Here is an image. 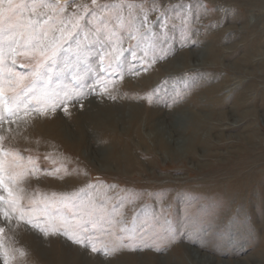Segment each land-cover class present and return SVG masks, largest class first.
<instances>
[{
    "label": "rangeland",
    "instance_id": "obj_1",
    "mask_svg": "<svg viewBox=\"0 0 264 264\" xmlns=\"http://www.w3.org/2000/svg\"><path fill=\"white\" fill-rule=\"evenodd\" d=\"M77 5L89 13L51 75L50 90L67 98L0 127V143L14 154L4 159L18 155L20 165L5 168V182L23 173L12 187L23 204L38 205L34 223L44 229L0 217V243L15 256L8 264H53L63 250L92 255L94 264H205V256L262 264L264 0H69L68 13ZM144 11L150 33L140 27ZM8 27L0 23V39ZM34 63L21 55L9 67L31 78ZM92 114L104 128L91 126ZM194 130L201 142L190 148ZM112 138L123 150L119 164L108 158ZM77 218L89 221L85 244L64 234ZM92 243L120 250L105 255Z\"/></svg>",
    "mask_w": 264,
    "mask_h": 264
},
{
    "label": "snow or ice",
    "instance_id": "obj_2",
    "mask_svg": "<svg viewBox=\"0 0 264 264\" xmlns=\"http://www.w3.org/2000/svg\"><path fill=\"white\" fill-rule=\"evenodd\" d=\"M68 2L69 0H63V3L62 0H31L30 3L25 0H19V2L17 0H0V23L5 20L9 23L6 33L7 40L0 39V127L3 126L6 118L15 122L17 119L29 117L32 112L46 113L47 108L42 109L39 105L51 102V107L54 110L57 101L63 102L67 98V93L62 97L50 90L51 75L57 69V62L62 54L69 51L66 45L73 41L75 33L81 28V21L89 13L87 5H77V10L69 14L66 7ZM92 4L95 5L96 0H92ZM129 7L132 6L129 5ZM38 9H45V11H38ZM156 10L155 4L148 9V11ZM148 11H144L140 27L146 28L150 33ZM18 15L20 19L16 23H12L13 18ZM166 17V12L160 13L161 21H164ZM132 27L133 32L130 35H138L143 39L144 33L140 32V28ZM162 27H167V25H162ZM77 48L78 54L83 55L86 46L80 48L78 44ZM21 55L30 56L35 60L30 73L31 78L28 75L15 72L12 67H9V63L15 65L16 57ZM38 82L39 87L37 86ZM65 111H67V106H65ZM4 139L5 137L0 135V142ZM13 155V153L5 151L0 143V189L6 193L0 195V217L9 222L15 218L44 231L39 224L34 223L38 205L35 202H30L28 205L23 204L22 201L25 198L12 187V182L23 173L16 172L15 175H9L8 181L5 182V168L14 171L15 168L20 167L18 155L11 161L6 162L4 159L6 156L12 157ZM49 206L47 203L44 204L45 209ZM88 222L77 218L71 228L65 227L64 234L68 235L69 232H72L73 235L69 238L74 243L85 244V224ZM4 232L5 228L0 227V237ZM48 234L45 232V235ZM88 246L93 252L103 251L105 255H112L120 250L119 245L97 248L92 243ZM0 251H3L5 256V264L15 259V256L10 254L2 243H0ZM19 254L25 255L23 251H20Z\"/></svg>",
    "mask_w": 264,
    "mask_h": 264
},
{
    "label": "bare ground",
    "instance_id": "obj_3",
    "mask_svg": "<svg viewBox=\"0 0 264 264\" xmlns=\"http://www.w3.org/2000/svg\"><path fill=\"white\" fill-rule=\"evenodd\" d=\"M189 54V53H188ZM210 54H212V55H214V56H220V51H218V49H215L214 50V53L213 52H211ZM193 55V54H192ZM195 55V54H194ZM205 55V54H204ZM197 56V55H196ZM208 56V55H207ZM195 57V56H194ZM221 57V56H220ZM223 57V56H222ZM241 67V66H240ZM216 91V89H214V91H212V92H215ZM210 93V92H209ZM208 93V94H209ZM211 94V93H210ZM210 98V97H209ZM216 103H218V104H220V101L219 100H215V98L213 99V102H212V104H216ZM105 108V107H104ZM101 112H106V113H108V111H109V114H110V112H111V109L110 108H106V109H103L102 107H100V109H99ZM108 110V111H107ZM139 111V109H136V108H134V109H132V114L134 115L135 113H137ZM86 114H87V112H86ZM109 114H107V115H109ZM153 114V112H149V115H152ZM213 114H210L209 116H212ZM215 115V114H214ZM96 116V117H95ZM197 118H199V119H201V117L200 116H197V114L195 115ZM240 116V115H239ZM239 116H238V118H239ZM221 117V116H220ZM241 117V116H240ZM88 118H90L89 120H90V124H91V126H94V127H97V129L98 128H104V119H102V120H100L99 119V117H97V115H94V114H92V115H88ZM210 118V117H209ZM241 119V118H240ZM58 121V119L57 120H55L54 122L56 123ZM108 122H112V121H108ZM107 122V123H108ZM202 123V122H201ZM102 124V125H101ZM199 125H201V124H199ZM114 126V125H113ZM112 126V127H113ZM84 131H86V129L84 130ZM103 135L105 136V134L103 133ZM200 135H199V133H198V131H193V133H192V138L190 139V144H189V147L190 148H192V147H196L197 146V144L198 143H200L201 142V138L199 137ZM190 137V136H189ZM112 140H114V142H113V145H114V147L112 148V150L111 151H108V158L110 159V161L112 162H115V163H117V164H119V162L121 161V159H122V152H123V150L122 149H120L119 147H118V141L115 139V138H112ZM177 140V139H176ZM158 141H159V143H160V145H161V147H163V148H165V149H167V148H169V146H170V144L164 139V138H160V139H158ZM179 142H180V140H178ZM184 141V140H183ZM174 151H170V153L171 154H174L173 153ZM29 237H30V235H28ZM31 238V237H30ZM31 240V239H30ZM189 244V243H188ZM187 244V245H188ZM185 246V248L183 249V251H186L187 252V254L189 255V257H190V259L191 260H194V261H196L197 260V258H196V256L193 254V251L194 250H192V248L191 247H189V246ZM192 246V245H191ZM216 248V247H215ZM59 251V250H58ZM57 251V252H58ZM54 254H56L55 253V250L54 251H52ZM196 252H199L198 250L196 251ZM194 255V256H193ZM57 256V255H56ZM182 257V256H181ZM204 257V256H203ZM253 257V256H252ZM93 257H92V255L91 256H89V258H86V260H83V259H85V258H81V256H80V254L78 253V252H74L73 254H71V255H69V253H67L66 251H62L61 252V256H59V258H56V259H54V263L53 264H94V262H93V259H92ZM185 258V257H184ZM202 259H204V258H202ZM201 259V260H202ZM178 260V259H177ZM263 260V259H262ZM173 260L171 261L170 259H168L167 260V263L168 264H173ZM204 262H205V264L207 263V264H210L211 262H213V259L212 258H210L209 256L208 257H206L205 256V259H204ZM175 263V262H174ZM178 263V262H177ZM200 263V262H199ZM258 263V262H257ZM264 263V262H263ZM262 263V264H263ZM179 264H180V262H179ZM181 264H187L186 262H185V260L183 259V258H181ZM212 264V263H211Z\"/></svg>",
    "mask_w": 264,
    "mask_h": 264
}]
</instances>
